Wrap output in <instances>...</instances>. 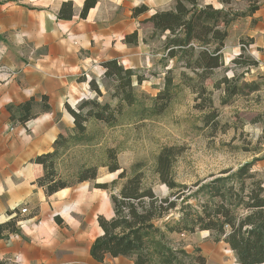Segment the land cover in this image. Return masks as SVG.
Masks as SVG:
<instances>
[{"label":"trees","instance_id":"1","mask_svg":"<svg viewBox=\"0 0 264 264\" xmlns=\"http://www.w3.org/2000/svg\"><path fill=\"white\" fill-rule=\"evenodd\" d=\"M229 3L228 0H221ZM247 11L217 8L201 0H175L170 9L155 12L143 22L153 25L154 33L165 35L164 60L175 64L166 70L165 84L154 97L138 94L134 87V76L138 83L142 77L132 68H126L118 59L103 63L105 77L113 89L112 98L117 103H102L96 98L83 100L78 109L69 104L67 108L74 117L73 131L60 133L53 144V150L37 155L34 162L43 164L46 175L39 182L47 194L71 187L65 180L57 178L56 165L75 147H87L103 132L96 125L115 127L126 113L131 119H148L162 115L170 107L183 86L196 94V108L203 111L205 126L218 125L219 116L212 101L213 91L206 86L212 72L224 64L223 49L229 37L232 23L242 16H251L259 8L258 0H250ZM98 0H85L81 17L95 7ZM72 3L65 2L59 12L60 18H71ZM148 7L134 9L138 17ZM125 41L138 45L139 32L126 35ZM144 42L147 43L146 38ZM242 55V54H241ZM250 64L257 65L256 61ZM179 70V82H175V70ZM240 76L223 77L215 83L219 88L225 83L222 104H228L240 94L258 91L257 81L242 82ZM91 87L101 96L102 91L95 79ZM247 88L248 90H245ZM247 91V92H246ZM46 98L44 97V101ZM150 101V102H149ZM38 103L31 99L19 106H10L15 119L25 123L34 117ZM49 109V105L44 104ZM92 126V127H91ZM181 148L164 146L151 163L138 161L130 170L122 169L118 161L117 148L104 149V160L96 164L82 163L76 170L78 183L98 178L100 167H107L111 173L121 172L112 181L96 183L95 187L110 191L114 210L111 218L100 215L102 234L91 247V254L98 262L107 256L128 257L134 264H206V257L200 250L189 251L178 243L173 234L209 230L218 239H224L236 254L237 264H264V179L253 170L255 160L245 162L236 169L227 168L212 178L196 181L193 186L179 182L175 164ZM37 167L36 174H42ZM168 187L166 196L159 195L155 183ZM119 184L117 192L112 186ZM184 198L186 203H182ZM18 217L0 224V238L16 232Z\"/></svg>","mask_w":264,"mask_h":264},{"label":"crops","instance_id":"2","mask_svg":"<svg viewBox=\"0 0 264 264\" xmlns=\"http://www.w3.org/2000/svg\"><path fill=\"white\" fill-rule=\"evenodd\" d=\"M65 2L72 3L71 18L59 17ZM84 2L44 0L39 9L4 8L16 25H6L0 18V32L30 47L21 50L23 44H18L1 59L14 71L0 83V224L18 216V230L0 238V264H12L9 260L15 257L18 264H118L124 257L107 256L98 262L91 254L92 243L103 232L99 216L114 215L110 191L85 181L81 187L47 194L39 183L46 168L34 162L37 155L52 151L58 135L72 127L67 104L72 106L68 98L76 93L73 89L81 88L78 76H85L83 84L90 88V81L99 83L104 74L103 63L118 58L119 45L129 49L134 45L125 41L134 31L115 32L105 17H98L100 2L82 18ZM261 15L258 9L249 16L240 35L264 49V18L250 28V21ZM31 99L38 103L35 116L21 123L9 107ZM37 167H42V174H36ZM22 204H28V212L21 213ZM30 210L35 213L29 215Z\"/></svg>","mask_w":264,"mask_h":264},{"label":"rangeland","instance_id":"3","mask_svg":"<svg viewBox=\"0 0 264 264\" xmlns=\"http://www.w3.org/2000/svg\"><path fill=\"white\" fill-rule=\"evenodd\" d=\"M228 1L229 3L221 0H201L202 3L213 4L217 8L238 11H247L251 3L250 0ZM42 2L44 0H0V18L6 25H16L15 17L6 16L4 8L23 7L34 10L41 8ZM98 2H100L98 17H105L115 32L138 30L140 43L133 45L131 49L119 45L116 49L118 57L116 59L142 77V83H138L137 76L133 78L136 93L156 96L164 87L166 70L172 67L175 61L163 59L165 35L154 33L152 23L143 20L157 11L172 8L175 0H98ZM258 4L260 13L263 14L264 0H258ZM142 5H146L148 10L135 17L134 9ZM263 18L264 15H261L256 20L252 19L250 28ZM249 20V16H242L231 24L229 37L223 49L224 64L216 68L205 82L208 89L213 91L212 101L219 113L216 118L218 125L205 126L203 111L195 107L196 94L189 87L183 86L167 111L160 116L129 120L131 114L126 113L122 122L115 127L96 125L102 130V136L96 137L86 148L75 147L64 155L56 165L57 178L65 180L72 185L71 187L85 185L77 182L78 166L84 162L96 164L104 160V149L108 147L117 148L120 166L122 169L130 170L138 161H145L151 165L164 146L175 145L181 148L174 169L176 178L189 186H193L198 180H209L212 175H219L224 169H236L243 163L255 159L257 160L253 170L258 171L259 176L264 179V49L255 46L252 38L240 35L248 26ZM144 38L147 40L146 44H143ZM18 44H23L21 50L30 49L26 41L18 43L12 40L8 32H0V60L9 51H15ZM253 61L258 64H250ZM12 71L14 70L7 68L1 60L0 83L7 82L12 77H8V72ZM2 73L6 75L3 76ZM178 73L179 70H175L176 83L179 82ZM234 75L240 76L239 85L244 81H257L260 83V89L240 94L233 97L230 103L222 104L226 85L223 83L219 88H215L214 85L221 78L231 79ZM85 79L83 75L77 78L81 88L73 89L76 93H72V97L68 98L72 103V106L69 104L71 108L78 109L80 102L94 98L102 103L109 102L112 105L117 103V99L112 98L111 82L105 74L99 78V83L96 81L102 91L101 96L91 84L90 88L85 87L83 84ZM70 115L72 127L64 130V133L73 131L74 117L71 113ZM120 172L121 170L111 173L107 167H100L98 178L90 181V185L95 187L96 183L101 182L112 185V181ZM154 189L161 196L169 193L168 187L159 182L154 184ZM118 190L119 184L112 186L113 192ZM24 206L28 204L20 205ZM34 213L35 210H30L28 214ZM172 237L176 242L185 245L189 251L200 250L207 259L206 264H237L236 254L231 246L209 230L198 229L195 232L173 234ZM130 260L132 259L123 257L117 262L131 264Z\"/></svg>","mask_w":264,"mask_h":264},{"label":"built area","instance_id":"4","mask_svg":"<svg viewBox=\"0 0 264 264\" xmlns=\"http://www.w3.org/2000/svg\"><path fill=\"white\" fill-rule=\"evenodd\" d=\"M8 77H11L12 76V73L11 72H8ZM28 212V207L27 206H24L21 208V213H26ZM10 263L12 264H18L19 263V258L18 257H15V258H11L9 260Z\"/></svg>","mask_w":264,"mask_h":264},{"label":"water","instance_id":"5","mask_svg":"<svg viewBox=\"0 0 264 264\" xmlns=\"http://www.w3.org/2000/svg\"><path fill=\"white\" fill-rule=\"evenodd\" d=\"M182 202L184 203V202H186V200L185 199H182Z\"/></svg>","mask_w":264,"mask_h":264}]
</instances>
